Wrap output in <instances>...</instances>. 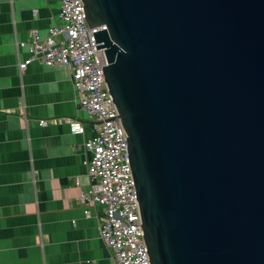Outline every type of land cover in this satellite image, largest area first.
Masks as SVG:
<instances>
[{
  "label": "water",
  "instance_id": "obj_1",
  "mask_svg": "<svg viewBox=\"0 0 264 264\" xmlns=\"http://www.w3.org/2000/svg\"><path fill=\"white\" fill-rule=\"evenodd\" d=\"M79 2L147 264H264V0Z\"/></svg>",
  "mask_w": 264,
  "mask_h": 264
},
{
  "label": "crops",
  "instance_id": "obj_2",
  "mask_svg": "<svg viewBox=\"0 0 264 264\" xmlns=\"http://www.w3.org/2000/svg\"><path fill=\"white\" fill-rule=\"evenodd\" d=\"M59 7V0H0V264H113L99 236L102 206L85 213L79 203L91 185L84 145L96 120L78 107L69 69L17 67L29 55L17 42L32 31L44 38L60 24Z\"/></svg>",
  "mask_w": 264,
  "mask_h": 264
},
{
  "label": "built area",
  "instance_id": "obj_3",
  "mask_svg": "<svg viewBox=\"0 0 264 264\" xmlns=\"http://www.w3.org/2000/svg\"><path fill=\"white\" fill-rule=\"evenodd\" d=\"M59 4L60 24L50 25L44 38L32 31L30 41L17 42V47L26 46L29 53L17 67L23 71L32 61H38L47 67L69 69L78 107L96 120L94 134L84 145L91 185L81 191L79 203L85 213L89 207L102 206L99 236L110 250L113 264H147L127 160V139L103 80L102 67L107 63L104 49H96L98 43L92 33L105 26L89 27L79 0H59ZM66 121L71 131H82L79 121ZM48 122L40 119L38 124L45 126Z\"/></svg>",
  "mask_w": 264,
  "mask_h": 264
}]
</instances>
